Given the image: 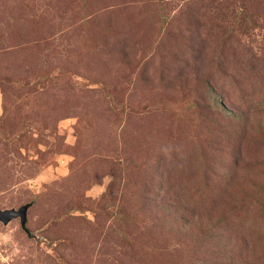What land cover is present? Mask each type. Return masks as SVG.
<instances>
[{"label":"rangeland","instance_id":"obj_1","mask_svg":"<svg viewBox=\"0 0 264 264\" xmlns=\"http://www.w3.org/2000/svg\"><path fill=\"white\" fill-rule=\"evenodd\" d=\"M0 264H264V0H0Z\"/></svg>","mask_w":264,"mask_h":264},{"label":"water","instance_id":"obj_2","mask_svg":"<svg viewBox=\"0 0 264 264\" xmlns=\"http://www.w3.org/2000/svg\"><path fill=\"white\" fill-rule=\"evenodd\" d=\"M30 206V203L24 204L20 206L18 209H0V220L7 223L9 220L19 217L20 222L23 228L26 227V221H27V211Z\"/></svg>","mask_w":264,"mask_h":264}]
</instances>
